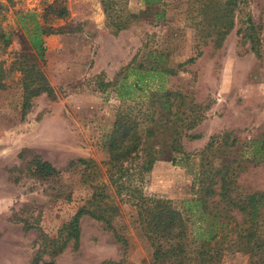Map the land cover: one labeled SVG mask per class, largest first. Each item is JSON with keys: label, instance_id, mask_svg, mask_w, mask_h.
Masks as SVG:
<instances>
[{"label": "rangeland", "instance_id": "374dc122", "mask_svg": "<svg viewBox=\"0 0 264 264\" xmlns=\"http://www.w3.org/2000/svg\"><path fill=\"white\" fill-rule=\"evenodd\" d=\"M189 1L0 0V264H153V250L129 205L121 206L119 217L127 248L86 215L78 242L63 230L93 194L74 163L92 159L102 165L109 159L108 141L124 106L113 88L99 90L97 78L113 82L133 60L145 62L149 52L153 59L162 55L177 74L149 77L146 90L189 92L203 118L189 133L197 138L184 139L183 154L155 164L150 192L184 211L202 151L229 133V142L237 144L224 147L226 153L214 151L213 162L244 160L239 185L264 193V0H241L235 28L221 47L196 41L190 18L197 12L188 14ZM24 13L37 14L49 33L42 58L19 24ZM249 17L261 27V58L240 32ZM118 23L126 29L118 30ZM37 72L45 74L54 96L34 97L24 111V81L31 90L38 86L30 83ZM37 157L59 170L61 179L33 176L29 164ZM224 264H250V258L228 254Z\"/></svg>", "mask_w": 264, "mask_h": 264}, {"label": "trees", "instance_id": "16d2710c", "mask_svg": "<svg viewBox=\"0 0 264 264\" xmlns=\"http://www.w3.org/2000/svg\"><path fill=\"white\" fill-rule=\"evenodd\" d=\"M150 1L164 5L163 0ZM189 2L188 14L197 12L196 17L190 18L196 41L211 40L216 47H221L235 28L241 0ZM192 6L197 8L192 10ZM63 11L60 16L66 9ZM19 24L31 49L42 58L44 37L49 33L37 14H22ZM243 25L240 29L243 39L261 58V27L255 25L251 17ZM123 29L126 26L118 23V30ZM152 55L153 52H149L143 63L133 60L121 69L113 82H104L102 76L97 78L99 90L113 88L124 106L117 114L108 141L109 159L102 165L92 159L74 163L82 167L81 183L89 186L93 194L63 229L67 231V239L74 238L78 242L80 219L86 215L112 231L115 239L127 248L126 235L119 233L126 225L119 217L121 206L129 205L136 211L135 223L153 250V264H224L228 254L248 255L250 264H264V193H250L239 185L244 160L215 165L212 159L214 151L226 153L224 147L231 150L237 144L236 139L229 142V133L223 137L224 142L219 136L214 137L202 151L194 195L184 202V211L169 198L150 192L148 184L155 164L166 158L174 161L177 154H183L184 139H196L189 133L203 121L200 106L191 93L164 86L155 91L146 90L145 81L149 77L177 74L162 60V55L155 54L154 59ZM195 60L192 58L189 63ZM31 81L39 85L31 90L24 81V111L31 106L34 97L44 93L54 96L44 73L37 72V77ZM251 163L259 166L261 162ZM29 169L42 181L61 179V172L40 157L29 164Z\"/></svg>", "mask_w": 264, "mask_h": 264}]
</instances>
